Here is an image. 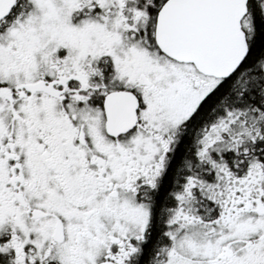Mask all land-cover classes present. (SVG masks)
Masks as SVG:
<instances>
[{
  "label": "snow or ice",
  "instance_id": "snow-or-ice-1",
  "mask_svg": "<svg viewBox=\"0 0 264 264\" xmlns=\"http://www.w3.org/2000/svg\"><path fill=\"white\" fill-rule=\"evenodd\" d=\"M0 264H264V0H0Z\"/></svg>",
  "mask_w": 264,
  "mask_h": 264
}]
</instances>
